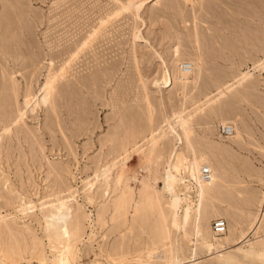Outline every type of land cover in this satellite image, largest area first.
<instances>
[{
    "label": "rangeland",
    "instance_id": "obj_1",
    "mask_svg": "<svg viewBox=\"0 0 264 264\" xmlns=\"http://www.w3.org/2000/svg\"><path fill=\"white\" fill-rule=\"evenodd\" d=\"M194 161L183 231L163 180L196 201ZM66 256L264 264V0H0V264Z\"/></svg>",
    "mask_w": 264,
    "mask_h": 264
},
{
    "label": "bare ground",
    "instance_id": "obj_2",
    "mask_svg": "<svg viewBox=\"0 0 264 264\" xmlns=\"http://www.w3.org/2000/svg\"><path fill=\"white\" fill-rule=\"evenodd\" d=\"M29 1V0H28ZM35 1V0H34ZM43 1V0H42ZM27 2V1H26ZM30 4H31V2H29ZM30 6V5H29ZM88 31V30H87ZM83 33V32H82ZM85 33V32H84ZM88 33V32H87ZM77 35H79V34H77ZM83 35H85V34H83ZM94 35V34H93ZM76 36V35H75ZM77 37V36H76ZM82 37V36H81ZM87 37V36H86ZM92 38H93V36H92ZM92 41H93V39H92ZM95 42V41H94ZM69 43V42H68ZM72 43V42H71ZM70 43V44H71ZM90 43V42H89ZM79 44H81V43H79ZM76 45V44H75ZM82 45H83V43H82ZM86 45V44H85ZM94 45V44H93ZM62 46H64V45H62ZM68 46V45H67ZM66 46V47H67ZM92 46V45H91ZM70 47V46H69ZM78 47V46H77ZM88 47V46H87ZM93 47V46H92ZM62 48V47H61ZM75 48V47H74ZM95 48V47H94ZM50 49V48H49ZM77 49H79V47L77 48ZM82 50L84 49V48H81ZM89 49V48H88ZM59 50V49H58ZM57 50V51H58ZM65 50V49H64ZM81 50V51H82ZM176 50V49H175ZM52 51V50H51ZM49 52V51H48ZM68 52V51H67ZM76 52V51H75ZM78 52V51H77ZM87 52V51H86ZM94 52V51H93ZM56 53V52H55ZM95 53V52H94ZM60 54V53H59ZM96 54V53H95ZM94 54V55H95ZM50 55V54H49ZM53 55H54V53H53ZM58 55V54H57ZM77 55H79L78 53H77ZM82 55V54H81ZM85 55V54H84ZM52 55H50V57H51ZM92 56V55H91ZM90 56V57H91ZM68 57H70V56H68ZM81 57V56H80ZM80 57H78V58H80ZM93 57V56H92ZM104 57V56H103ZM58 58H60V57H58ZM64 58V57H63ZM85 58H86V56H85ZM94 58V57H93ZM97 58V57H96ZM48 59H49V57H48ZM67 59V58H66ZM57 60H59V59H56V61ZM74 60V59H73ZM94 60H95V58H94ZM93 60V61H94ZM100 60V59H99ZM49 61H51L50 59H49ZM87 61V60H86ZM92 61V60H91ZM96 61V60H95ZM94 61V62H95ZM104 61V60H103ZM102 61V62H103ZM58 62V61H57ZM73 62V61H72ZM77 62V61H76ZM85 62V61H84ZM89 62H90V60H89ZM98 62H100V61H98ZM108 62V61H107ZM53 63V62H52ZM58 63H61V61L60 62H58ZM75 63V62H74ZM81 63V62H80ZM83 63V62H82ZM96 63V62H95ZM101 63V62H100ZM63 64H65V62L63 63ZM70 64V63H69ZM87 64V63H86ZM99 64V63H98ZM104 64V63H103ZM102 64V65H103ZM51 65V64H50ZM49 65V66H50ZM59 65V64H58ZM66 65H68L67 63H66ZM82 65V64H81ZM90 65V64H89ZM53 66H54V63H53ZM52 66V67H53ZM61 66V65H60ZM78 66V65H77ZM84 66V65H83ZM82 66V67H83ZM98 66V65H97ZM106 66V65H105ZM185 66V65H184ZM58 67V66H57ZM64 67V66H63ZM72 67V66H71ZM74 67H75V65H74ZM81 67V66H80ZM85 67V66H84ZM90 67H92V65L90 66ZM90 67H89V70H90ZM100 67V66H99ZM49 68V67H48ZM54 68V67H53ZM67 68V67H66ZM108 69H110L111 67H107ZM50 69V68H49ZM56 69V68H55ZM62 69V68H61ZM92 69V68H91ZM93 69H94V67H93ZM95 69H96V67H95ZM52 70H54V69H52ZM73 70V69H72ZM79 70V69H78ZM84 70H85V68H84ZM87 70V69H86ZM103 70H104V68H103ZM182 70V69H181ZM189 70V69H188ZM80 71V70H79ZM82 71V70H81ZM88 71V70H87ZM60 72V71H59ZM66 72V71H65ZM189 72H190V70H189ZM50 73H51V71H50ZM58 73V72H57ZM56 73V74H57ZM86 73V72H85ZM186 73V72H185ZM185 73H183V74H185ZM63 74H64V72H63ZM67 74V73H66ZM66 74H65V77H66ZM75 74V73H74ZM79 74V73H78ZM92 74V73H91ZM90 74V75H91ZM95 74V73H94ZM108 74V73H107ZM76 75H77V72H76ZM82 75V74H81ZM86 75V74H85ZM89 75V76H90ZM165 75H166V81L164 82V84H165V86L164 87H170L171 86V84H172V80H171V76H170V73H169V71L168 70H166L165 71ZM181 75H182V73H181ZM186 75V74H185ZM245 75H247V74H245ZM50 76H52V75H50ZM49 76V77H50ZM70 76H71V74H70ZM95 76V75H94ZM183 76V75H182ZM249 76V75H248ZM247 76V77H248ZM77 77V76H76ZM82 77V76H81ZM102 77H103V75H102ZM69 78V77H68ZM67 78V79H68ZM185 78V77H184ZM54 79V78H53ZM79 79V78H78ZM83 79V78H82ZM91 79H93V77H91ZM100 79V78H99ZM102 79V78H101ZM50 80H52V79H50ZM61 80V79H60ZM59 80V81H60ZM85 80V79H84ZM88 80H90V79H88ZM103 80V79H102ZM241 80V79H240ZM67 81V80H66ZM75 81V80H74ZM90 82H91V80H90ZM53 83V82H52ZM100 83V82H99ZM51 84V83H50ZM57 84V83H56ZM60 84V83H59ZM66 84V83H65ZM93 83H91V85H92ZM53 85H54V83H53ZM78 85V84H77ZM50 86V85H49ZM57 87H58V84L56 85ZM55 86V87H56ZM61 86H63L62 84H61ZM67 87V86H66ZM51 88H53L52 86H51ZM51 88H50V90H51ZM70 88V87H69ZM68 88V89H69ZM81 88V87H80ZM79 90V89H78ZM51 92V91H50ZM92 93L93 92H95V91H91ZM90 92V93H91ZM67 93V92H66ZM88 93V92H87ZM56 94V93H55ZM55 94L53 95V96H55ZM69 94V93H68ZM86 94V93H85ZM57 95H59V94H57ZM88 95V94H87ZM52 96V95H51ZM56 97H58V96H56ZM60 97V96H59ZM65 97V96H64ZM79 98V97H78ZM89 98H91V97H89ZM93 98V97H92ZM64 98H62V100H63ZM66 99H68L67 98V96H66ZM81 99V98H80ZM54 100V99H53ZM56 100H57V98H56ZM60 100V99H59ZM65 100V99H64ZM52 101V100H51ZM67 100H65V102H66ZM74 101V100H73ZM76 101V100H75ZM53 102V101H52ZM81 102V101H80ZM71 103V102H70ZM69 103V104H70ZM80 107H81V105H80ZM82 108H83V106H82ZM73 114V113H72ZM81 114V113H80ZM180 118V117H179ZM167 122H169V120H167ZM177 122H180V124L178 123V125H184V122H185V120H179V121H177ZM168 124V123H167ZM227 125H230V124H227ZM227 125H221V126H227ZM168 126H169V128H171L174 132H175V129H174V127L171 125V122H169V124H168ZM232 126V125H231ZM182 127V126H181ZM233 127V126H232ZM234 129V128H233ZM160 130V129H159ZM161 131L163 132V135H161V137L162 136H164V135H166V130H163V127L161 128ZM176 135H177V133H175ZM178 136V135H177ZM220 136V135H219ZM221 137V136H220ZM179 138V137H178ZM223 138V137H222ZM229 138V137H228ZM223 139H225V138H223ZM227 139V138H226ZM186 161V160H185ZM202 168H207V169H209L210 170V177H209V179L208 180H206L205 182H204V187L201 185V182H200V179H199V173H200V170L202 169ZM201 169H198V165H197V163L194 161V162H188L187 163V168H186V171H187V173L189 174V177L191 178V180H193L195 183H196V185L198 184L199 185V189H197V192H196V201H190V200H188V199H186V197H182L181 195L183 194L182 193V191H183V187H182V185H181V183H182V177H180V176H178L177 174H174L173 173V171L171 170V165L168 167V169L166 170V172H165V177H164V180H163V183H164V187H163V191L165 192V193H170V194H172V195H170V200H169V203H170V208L172 209V211L174 212V219L175 220H177L178 221V219H179V221H180V228L179 229H183V231H185L184 230V228H185V226L188 224V221L190 220V218H191V215H192V213H195V214H201L200 213V206H201V201H202V196H203V193H204V190H205V188H209L213 183H214V176H213V174H211V169H210V167L208 168V167H206V166H203ZM188 181V180H187ZM183 184V183H182ZM197 185V186H198ZM182 193V194H179V195H177L176 193ZM186 193V192H185ZM182 204H184V206L182 207ZM51 206H53V205H51ZM67 206H66V201H60L59 202V207L58 208H56V211H55V215L54 216H52L53 218H54V220H58V219H61V218H63V215L65 214V211L64 210H66V212H67V208H66ZM178 209H180V213H181V215H180V217H179V215L177 214V211H178ZM2 217V216H1ZM199 217V216H198ZM2 219V218H1ZM215 220H217V219H215ZM223 220V219H222ZM214 221V220H213ZM51 222H52V220H51ZM57 223H59V222H57ZM226 223V222H225ZM197 224V223H196ZM187 227V226H186ZM226 229V228H225ZM212 230V229H211ZM182 231V232H183ZM181 232V231H180ZM184 233V232H183ZM213 233V232H212ZM214 234V233H213ZM224 234V233H223ZM215 235V234H214ZM222 235V234H221ZM216 236H220V235H216ZM69 254V253H68ZM67 254V255H68ZM69 256V255H68ZM6 257V256H5ZM5 259V258H4ZM7 259V258H6ZM58 260V259H57ZM4 261V260H3ZM57 264H69L68 263V258H67V256H66V258H60L59 260H58V262H57Z\"/></svg>",
    "mask_w": 264,
    "mask_h": 264
},
{
    "label": "built area",
    "instance_id": "obj_3",
    "mask_svg": "<svg viewBox=\"0 0 264 264\" xmlns=\"http://www.w3.org/2000/svg\"><path fill=\"white\" fill-rule=\"evenodd\" d=\"M218 133L221 137L226 139L234 133V129L231 125L219 126ZM199 177L202 181L208 180L210 177V170L207 168H202L200 170ZM225 228H226V223L222 219L214 220L211 223V229L215 235L223 234L225 232Z\"/></svg>",
    "mask_w": 264,
    "mask_h": 264
}]
</instances>
